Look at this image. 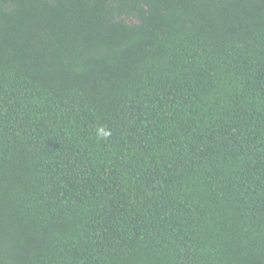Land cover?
<instances>
[{"label":"trees","instance_id":"16d2710c","mask_svg":"<svg viewBox=\"0 0 264 264\" xmlns=\"http://www.w3.org/2000/svg\"><path fill=\"white\" fill-rule=\"evenodd\" d=\"M0 264H264V0H0Z\"/></svg>","mask_w":264,"mask_h":264}]
</instances>
